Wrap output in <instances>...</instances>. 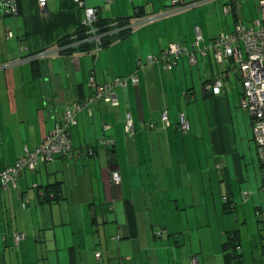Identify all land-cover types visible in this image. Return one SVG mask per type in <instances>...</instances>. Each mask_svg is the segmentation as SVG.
Instances as JSON below:
<instances>
[{
	"label": "crops",
	"instance_id": "crops-1",
	"mask_svg": "<svg viewBox=\"0 0 264 264\" xmlns=\"http://www.w3.org/2000/svg\"><path fill=\"white\" fill-rule=\"evenodd\" d=\"M83 1L79 7L73 0H47L40 9L37 0H18L16 15L0 13V173L24 147H37L73 100L89 94L91 75L103 84L136 73L137 82L117 89L118 106L101 103L91 114L80 113L70 127L72 158L39 163L23 170L14 187H0V264H264L262 207H250L255 214L247 225L249 207H241L231 182L225 185L230 209L224 200L222 207H135L126 195L130 181L145 174L137 166L144 163L154 167L148 179L167 181V171L190 161L199 172L206 169L210 180L211 171L225 167L230 157L241 180L237 152L245 166L252 130L239 107L240 73L231 60L201 55L192 43L200 35L198 46L207 47L219 33L249 24V0ZM85 6L104 18L130 16L137 8L141 16L164 15L96 52L33 58L71 34ZM256 6L260 15L257 1ZM171 43L193 51L195 60L181 55L169 70L145 63ZM216 79L220 93L213 95L208 86ZM126 114L132 135L124 130ZM102 138L109 144H100ZM189 148L194 155L199 148L209 151L214 167L207 159L201 170L199 156L187 160ZM113 170L120 174L118 184L111 181ZM54 185L60 194L53 199L46 192ZM259 217L261 227L252 224Z\"/></svg>",
	"mask_w": 264,
	"mask_h": 264
},
{
	"label": "built area",
	"instance_id": "built-area-1",
	"mask_svg": "<svg viewBox=\"0 0 264 264\" xmlns=\"http://www.w3.org/2000/svg\"><path fill=\"white\" fill-rule=\"evenodd\" d=\"M79 7L84 6L83 0H73ZM177 5L182 0H171ZM260 11V17L252 20L249 24H237L233 30L227 33L216 35L207 47H199L200 35L192 43L193 50L201 55L211 52L217 61L231 60L240 73L242 92L239 98V107L247 113L251 120L252 141L254 143L258 169L260 176V192L264 198V0H257ZM40 9L46 8L47 0H37ZM174 9V8H173ZM173 9L166 12H172ZM175 10V9H174ZM230 11L229 7L225 12ZM0 13L16 15L18 13V0H0ZM85 16L81 23L87 28L88 39L94 43L93 52L100 48L101 35L97 34L94 28V22L97 20V11L93 7L84 8ZM165 13V14H167ZM164 13L150 16H140L134 19L129 27L134 30L141 25L163 16ZM7 37L13 36L11 31L7 32ZM60 46H54L52 50H42L33 55L35 59H44L48 56H59ZM209 49L210 51H208ZM181 55L189 56V60H195V54L185 46L178 43H171L165 50L161 51L158 56H149L145 63H159L164 70L171 69ZM142 65V63H139ZM137 82L136 73L127 77L116 78L112 81L100 84L91 75L88 78L87 85L90 88L89 94L73 100L65 109L59 122L55 124L52 130L46 135L41 143L34 149L23 148L22 153L17 160L9 167H6L1 173L0 187L8 185L15 186L16 179L23 170H35L39 163H45L54 157H63L70 159L73 157L72 144L70 141V127L75 125L78 116L83 111L91 114L93 106L104 103L112 107L119 105L117 89L124 87L127 82ZM221 82L216 79L208 88L213 95L220 93ZM163 122L168 125L167 114H162ZM181 126L186 129L183 116L180 117ZM124 130L127 134H133V125L130 114H126L124 121ZM100 144L108 145L105 139H99ZM89 154H93L90 150ZM111 181L114 184L120 182V174L117 170L111 173ZM249 192H244L248 195ZM25 198V197H24ZM229 197L225 196L224 201ZM259 212L261 217L264 216V205ZM18 235L16 238L18 239Z\"/></svg>",
	"mask_w": 264,
	"mask_h": 264
},
{
	"label": "rangeland",
	"instance_id": "rangeland-1",
	"mask_svg": "<svg viewBox=\"0 0 264 264\" xmlns=\"http://www.w3.org/2000/svg\"><path fill=\"white\" fill-rule=\"evenodd\" d=\"M256 1L257 0H249L248 2L250 13L248 17L251 21L260 17L257 12L258 10H256ZM248 145V149L245 147V150L243 151L246 158L245 166L242 162L241 149L239 148V152H237L242 167V170L240 171L242 174L241 180L236 177L232 158L229 157L228 163L225 167L220 164V155L222 154L217 158L218 162H220L217 163V165H221L220 170H212L210 180H208L206 169L204 168L207 167V159L211 161V167H214L212 154L207 150L199 148L196 149L197 152L194 155L192 149L189 148L190 151L187 160H189V157L193 160H197L198 156L201 157V170L204 169V171L199 172L198 166L188 161L186 166H181L179 169L178 167H174L177 168L176 171L173 169L167 171L166 173L170 176V179L166 181L163 179H157V177L148 179V176L151 175L148 170L151 165L149 166L146 163L137 165L141 171H145V174L130 181L131 188L126 194L127 198L134 202L135 207H222V201L228 192L226 186L231 182L235 197L237 196L241 200L239 202L242 203L241 207H249V209H247L245 220L246 224L251 226L250 216L255 213H253V209L250 207H254L255 205L263 206L264 198L261 192L257 193L255 191L257 190V187L260 188L258 160L253 141L249 140ZM229 154L231 155L230 152ZM134 166L135 165L132 167ZM151 168L154 169V167ZM228 171L231 176L230 181L227 180ZM208 182H210V186L208 185ZM252 189H254L255 193L253 197H250L249 195ZM245 191L249 192L247 196L244 195ZM253 201L255 203H253ZM202 212L204 213V209ZM230 214L234 217L236 216L234 211ZM254 219L252 220L253 225L256 226L260 224L262 226L263 221H260V217L259 222H256Z\"/></svg>",
	"mask_w": 264,
	"mask_h": 264
},
{
	"label": "trees",
	"instance_id": "trees-1",
	"mask_svg": "<svg viewBox=\"0 0 264 264\" xmlns=\"http://www.w3.org/2000/svg\"><path fill=\"white\" fill-rule=\"evenodd\" d=\"M19 11V6H18ZM141 16V11L139 8L136 9L135 13L126 16V17H118V18H104L101 16H97V20L94 22V28L97 34L101 35V43L100 48L104 47L108 44L117 41L134 30L130 23ZM89 37L87 33V28L80 24L71 34H68L61 39H59L56 43V46L59 45L62 49L60 50V55H71L73 53H88L93 52L94 43L87 40ZM92 150V149H91ZM90 151V149H89ZM47 197L49 198H58L60 192L58 185H54L52 188L48 189L46 192ZM228 196V195H226ZM229 197V196H228ZM224 200V199H223ZM225 207L230 209L229 207L233 206L229 200L224 201ZM227 210V209H226ZM235 237H232L234 239ZM227 244L232 243L230 241L226 242ZM234 255L238 253V246L234 245Z\"/></svg>",
	"mask_w": 264,
	"mask_h": 264
},
{
	"label": "water",
	"instance_id": "water-1",
	"mask_svg": "<svg viewBox=\"0 0 264 264\" xmlns=\"http://www.w3.org/2000/svg\"><path fill=\"white\" fill-rule=\"evenodd\" d=\"M6 15H10V14H6ZM112 152H113V151H112ZM112 152H111V153H112Z\"/></svg>",
	"mask_w": 264,
	"mask_h": 264
}]
</instances>
